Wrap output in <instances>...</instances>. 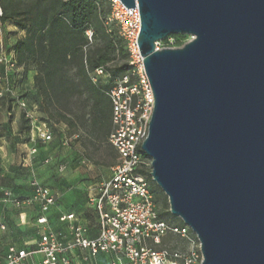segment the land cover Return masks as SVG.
Here are the masks:
<instances>
[{"label": "water", "instance_id": "1", "mask_svg": "<svg viewBox=\"0 0 264 264\" xmlns=\"http://www.w3.org/2000/svg\"><path fill=\"white\" fill-rule=\"evenodd\" d=\"M139 8L155 109L142 145L202 264H264V0H119ZM176 35L192 41L157 50Z\"/></svg>", "mask_w": 264, "mask_h": 264}, {"label": "built area", "instance_id": "2", "mask_svg": "<svg viewBox=\"0 0 264 264\" xmlns=\"http://www.w3.org/2000/svg\"><path fill=\"white\" fill-rule=\"evenodd\" d=\"M111 7L109 22H115L124 38L130 55V65L137 75L138 82L129 85L128 76L123 77L111 91L113 102V132L109 142L118 154L116 164L111 168V177L103 182L95 194L89 195V202L96 215L94 227L81 216L62 214L59 223L66 227L68 234L51 227L47 216L38 218L41 234L33 250L17 249L15 246L0 248V264H101L99 258H107V264H202V253L192 251L182 254L178 251H157L153 247L161 244L168 234L179 235L191 242L199 241L196 234L184 225L171 227L159 218L155 194L146 172L152 171V160L142 149L149 135L150 123L155 109L154 94L144 69L138 38L141 31V18L138 6L127 10L119 0H101ZM0 16L2 11L0 8ZM1 26V24H0ZM92 39V31H88ZM157 50H160L157 44ZM2 64L14 67L15 61L3 54ZM98 75L102 74L99 70ZM2 97L3 95L0 94ZM26 117L32 122L36 107L31 112L26 103H20ZM34 122V123H35ZM37 140L49 145L54 139L53 132L46 122L35 128ZM36 149L30 151L35 155ZM53 159L46 157L43 164L49 165ZM64 167L61 166L60 170ZM33 197L28 204L39 203L46 211L57 205V198L50 188L37 179L30 183ZM5 201L11 199L5 193ZM17 207L22 204L14 202ZM5 229V226H2ZM96 236L91 238L90 235ZM194 235V239L190 236Z\"/></svg>", "mask_w": 264, "mask_h": 264}, {"label": "rangeland", "instance_id": "3", "mask_svg": "<svg viewBox=\"0 0 264 264\" xmlns=\"http://www.w3.org/2000/svg\"><path fill=\"white\" fill-rule=\"evenodd\" d=\"M120 32V28H119ZM25 33L19 29L15 23L8 22L0 26V59L3 54L14 61L12 51L19 39L24 37ZM121 37V33H119ZM192 41L189 35H176L159 42L160 49L182 48ZM127 49V45H126ZM128 57L125 58L121 53L117 58L119 66L128 63L130 70L117 80H110L105 74L99 75L100 82L108 85H116L123 77L128 76L129 85H135L138 77L133 73L130 65V55L126 50ZM3 71V73H2ZM33 77L24 76L19 66L10 67V64L0 62V194L4 193L2 189H7L15 194L19 201H27L33 197V189L30 186L35 178L43 185L48 186L53 194L59 198L55 207L46 211L41 204H26L20 210H14L13 206L9 210L12 212L10 217V229L17 235L15 230L19 222L25 215L29 217L30 222L35 221L40 214H45L53 224L54 229L63 234H68L66 227L59 224L60 213L72 212L77 216L84 214L94 216L89 202V195L95 194L98 187L111 177V168L116 164L112 158V153L106 151L100 144L88 138L84 129V124L76 121L75 127L66 122H51L47 126L54 135L52 143L42 145L37 140L36 127L41 120V114L38 106L35 105V90L29 84V79ZM20 103H26L27 110L31 112L36 107L35 118L37 122H32L26 117V113L21 108ZM75 107V109H79ZM36 149L35 155H30V151ZM46 157H51L53 161L49 165L43 164ZM94 159V160H91ZM63 166L64 169L60 170ZM152 171H147L146 175L151 181V187L155 194V205L159 217L168 223L171 227L182 226V220L178 217L169 216L170 205L167 196L153 182ZM92 227L95 226L92 221ZM35 228L25 230L22 236L27 239H34L37 236ZM194 239V235L190 236ZM157 251L168 250L170 252L178 251L182 254H189L192 251L197 254L201 252L200 242H191L179 235L168 234L157 247ZM104 260L99 258V261ZM88 264V263H82Z\"/></svg>", "mask_w": 264, "mask_h": 264}, {"label": "trees", "instance_id": "4", "mask_svg": "<svg viewBox=\"0 0 264 264\" xmlns=\"http://www.w3.org/2000/svg\"><path fill=\"white\" fill-rule=\"evenodd\" d=\"M0 8L1 25L13 22L25 32L12 52L19 67L35 72L34 104L41 120L63 121L73 127L81 122L94 146L97 141L117 162V151L109 142L113 132L110 94L117 84L101 83L97 72L101 70L113 81L130 66L117 63L119 53L125 58L128 53L119 26L108 23L110 5L101 0H0ZM88 31L93 33L91 40ZM81 217L96 224L95 213L93 218L88 214Z\"/></svg>", "mask_w": 264, "mask_h": 264}, {"label": "crops", "instance_id": "5", "mask_svg": "<svg viewBox=\"0 0 264 264\" xmlns=\"http://www.w3.org/2000/svg\"><path fill=\"white\" fill-rule=\"evenodd\" d=\"M22 33H25L24 31H22ZM25 36V35H24ZM12 56L13 53H12ZM19 70H22L23 75L29 77L30 74H33V77L31 79H29V84L31 85L32 88H34V76H35V72L32 70L26 71L24 68L19 67ZM3 73V71H2ZM36 105V104H35ZM1 178H5V175H1ZM4 190L2 194H0V248H6L8 246H15L17 247V249L21 250V249H26V250H33L36 248V244L39 240L40 234L42 232L41 227L37 224V219L35 221H33L32 223L29 220V217H27V215L24 216L25 219L21 220L19 222V224L16 227V231H17V235H15V233L12 232V230L10 229V217L12 215V212H10L9 210L11 209V207L13 206L14 210L18 209L20 210L21 207L23 205H26L28 203H25L27 201H19L17 198V196L15 194H12L10 191H8L7 189H2ZM5 193H10L11 195V199L9 202L5 201ZM17 197V198H16ZM19 202L22 204V206L19 208L15 205L14 202ZM33 204H37V203H33ZM2 226H5V229H2ZM29 228H35V230L37 231V236L34 239H27L25 236H22L23 232L25 230H28ZM102 259L104 260V262H102V260H100V262L102 264H107V258L106 257H102ZM36 263L39 264L40 263V258L36 257Z\"/></svg>", "mask_w": 264, "mask_h": 264}]
</instances>
